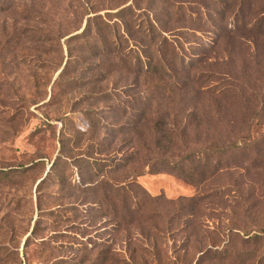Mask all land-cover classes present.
Wrapping results in <instances>:
<instances>
[{"label":"rangeland","instance_id":"1","mask_svg":"<svg viewBox=\"0 0 264 264\" xmlns=\"http://www.w3.org/2000/svg\"><path fill=\"white\" fill-rule=\"evenodd\" d=\"M223 249L264 264V0H0V264Z\"/></svg>","mask_w":264,"mask_h":264},{"label":"trees","instance_id":"2","mask_svg":"<svg viewBox=\"0 0 264 264\" xmlns=\"http://www.w3.org/2000/svg\"><path fill=\"white\" fill-rule=\"evenodd\" d=\"M221 1L226 4V1L227 0H221ZM129 8L130 7H127L125 10L121 11V18L124 17L125 13L127 12V10ZM227 8L228 7L224 5V8L222 9L221 14H220L222 16V18L219 21L220 23H223L225 21V17L224 16H225V14L227 12ZM241 11H242V9H241ZM241 15L242 14H239L237 16V22L240 21V17H242ZM241 21H243V19ZM93 33H94V29L92 28V21H89V23L87 24L85 30L83 31V34L84 35H89V36L91 35L92 36ZM116 40H118V39L115 38V40L113 42L114 44H116ZM137 61L138 62L136 64V67L138 69V73H143V70L145 68H146V70L144 71V73H149V72L153 73V71L156 69V66H153L152 67V60H150V59H149V63L144 62L140 57L138 58ZM121 65H124V63L118 65V67H120ZM120 68H122V66ZM136 82L139 84L140 79L137 78L136 79ZM161 87L163 88V86H161ZM161 87L160 86L157 87L159 89V91L161 90L160 89ZM148 96H152V94L149 92L148 93ZM137 104H138V101H137ZM139 105H143L141 101H139ZM138 111H139L140 117H139V121H137V126L135 127V130L136 131H139V129H141V128H139L140 126H143L142 125L143 124L142 121L144 120V118H145V116L147 114V111L145 109H142V110L140 109ZM156 129H157V131L159 133H162V134H165L166 133V132H163L164 130H161L158 126H156ZM163 138H164V135H162V139L160 141H158V144L159 145H162V143L164 141ZM163 165H165L164 167H169L171 169V171H177V173H179V175L181 177H185L186 179H188V178H191L192 179V176L195 175L193 172H190L191 169L187 168L186 166H182V165L179 166L178 164H169L168 161H164L163 162ZM121 166H122L121 168H124V166H126L125 162H122L121 163ZM163 169H165V168H163ZM160 170H162V169H159V168L158 169H155V168H153L154 173H157ZM203 177H205V176H203ZM260 239H261L260 236H256V237H254L252 239V241L253 240L254 241H258ZM246 242L247 243H250V240L247 239ZM228 257L229 256H228V250L227 249H223L221 251H211V250H209L205 254L201 255V257H200V259H199V261H198L197 264H215L218 261L219 262L225 261Z\"/></svg>","mask_w":264,"mask_h":264}]
</instances>
